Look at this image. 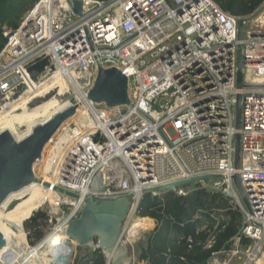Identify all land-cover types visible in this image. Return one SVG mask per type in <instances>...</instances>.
<instances>
[{
    "label": "built area",
    "instance_id": "obj_1",
    "mask_svg": "<svg viewBox=\"0 0 264 264\" xmlns=\"http://www.w3.org/2000/svg\"><path fill=\"white\" fill-rule=\"evenodd\" d=\"M73 1L79 14L68 0H37L17 28L2 27L0 110L57 70L77 90L71 92L75 121L61 124L43 162L33 165L36 184L65 200H57L49 213L67 210L69 222L87 197L132 194L129 218L148 189L220 176L173 191L185 196L197 187L215 190L241 213L232 248L212 253L207 264H232L238 254L240 264H264V0L246 16L226 13L213 0ZM42 60L48 62L44 68L33 70ZM96 61L126 78L131 106L108 108L88 99ZM201 230L209 233L204 247L210 248L207 223ZM243 238L250 244L242 246ZM187 242L190 249L191 238Z\"/></svg>",
    "mask_w": 264,
    "mask_h": 264
},
{
    "label": "trees",
    "instance_id": "obj_2",
    "mask_svg": "<svg viewBox=\"0 0 264 264\" xmlns=\"http://www.w3.org/2000/svg\"><path fill=\"white\" fill-rule=\"evenodd\" d=\"M37 0H0V50L5 44L2 27L15 29L19 26L24 14ZM218 7L231 15L246 16L251 14L263 0H213ZM48 62L42 60L33 70L41 71ZM32 69H30L32 71ZM137 218H149L155 227L141 238L136 248L137 262L145 264H207L212 253L232 248V238L238 234L241 224V213L233 209L230 200L222 193L208 188H196L179 196L173 191L160 195L145 193L141 197L135 213ZM221 217L224 220H221ZM49 216L42 210L35 211L29 219L33 228V241H39L43 233L39 221H47ZM207 223L213 234V244L205 248L209 233L201 230ZM191 238V248L187 239ZM60 249L55 253L59 260L72 252L66 243H59ZM250 244L247 239L241 245ZM73 264H105L106 258L101 249L89 250L80 256L79 249ZM76 252V251H75ZM74 252V255H75Z\"/></svg>",
    "mask_w": 264,
    "mask_h": 264
},
{
    "label": "water",
    "instance_id": "obj_3",
    "mask_svg": "<svg viewBox=\"0 0 264 264\" xmlns=\"http://www.w3.org/2000/svg\"><path fill=\"white\" fill-rule=\"evenodd\" d=\"M72 10L79 14V3L68 0ZM242 39V23H238V40ZM238 72L237 88L242 87L241 83V46H238ZM88 99L97 104H104L108 108L119 107L122 105L131 106L128 96V85L126 78L115 68H103L96 61V74L89 90ZM240 94L236 96L235 104V128L240 125ZM71 101V106L67 110L55 114L48 121L36 125L31 132L22 139H16L9 131L0 132V205L14 192L19 191L26 186L37 182L33 175V165L41 159L43 150L53 135L57 132L61 124L70 119L76 106ZM239 147L238 135L235 136V168H238ZM221 179L220 176H202L189 180L155 187L144 191V193L163 194L168 191H174L177 188L185 186L187 189L194 188L196 182H203L205 185L211 180ZM234 185L243 201L247 206L243 189L238 176L233 178ZM47 187V184H43ZM69 195V194H68ZM75 196L73 194H70ZM133 195L118 197L115 199H97L87 197L84 199L83 208L78 218L69 221L66 226L67 244L72 252L66 257H60L59 260L64 264H69L73 257V244L75 240L79 243L76 249L87 251V243L97 238V248L113 251L111 262L118 264L120 258L127 255V250L121 242L122 225L128 218L131 209V199ZM13 204L10 205L12 207ZM104 253V252H103ZM75 256V255H74ZM74 259V257H73ZM107 259H106V263Z\"/></svg>",
    "mask_w": 264,
    "mask_h": 264
},
{
    "label": "bare ground",
    "instance_id": "obj_4",
    "mask_svg": "<svg viewBox=\"0 0 264 264\" xmlns=\"http://www.w3.org/2000/svg\"><path fill=\"white\" fill-rule=\"evenodd\" d=\"M69 83L68 74L61 70H57L41 82L40 85L33 89L26 90L22 95L6 103L0 110V132L6 130L16 139H22L27 136L36 125L46 122L55 114L67 110L71 101H73L71 92H77L74 87L69 86ZM55 85H59L57 95L60 97L64 96L62 100L53 97L51 100L43 101L34 108L28 106L30 100L39 96H44L46 91L53 89ZM79 95L80 94H78V96ZM71 121H75V118L71 117L62 127ZM21 128H24V130L18 132ZM57 135L58 131L55 136ZM48 146L49 145L45 146L42 156H44ZM42 162L43 159L39 161V164ZM57 200L64 199L55 197L49 189L42 188L40 185H37L36 182H33L25 188L12 193L0 205V264H14L15 262L21 261L22 263L19 264H57V259L51 248L52 246L55 247L54 242H56V238L60 240L68 239L66 235V223L57 224L56 227L53 226V230L35 247L27 246L25 243V235L22 231V223L27 220L34 211L38 210L43 204L55 206L54 204ZM11 204H13L12 207H10ZM153 226L149 218L130 220L129 225L124 230L125 242H134L141 233L150 231ZM15 240L17 241L15 242ZM72 243H74L76 247L79 245L75 240H73ZM91 244L92 242H89L87 246L90 247ZM123 246L125 247V245ZM103 252L108 264H112L111 259L114 250H104ZM23 255H25V257H23ZM130 263V259L125 255L120 258L118 264Z\"/></svg>",
    "mask_w": 264,
    "mask_h": 264
},
{
    "label": "rangeland",
    "instance_id": "obj_5",
    "mask_svg": "<svg viewBox=\"0 0 264 264\" xmlns=\"http://www.w3.org/2000/svg\"><path fill=\"white\" fill-rule=\"evenodd\" d=\"M57 82H59V81H57ZM58 87H59V85H55V87L53 88V89H51V91H54V92H51L48 96H47V94L49 93V92H47L46 91V93L44 94V96H39V97H37V98H41V99H36V100H30L31 101V103H29L28 102V106L29 107H31V108H34V107H36L37 105H40L43 101H49V100H51L53 97H55V98H57L58 100H62L63 98H64V96H58L57 95V90H58ZM24 93V92H23ZM22 93V94H23ZM21 94V95H22ZM60 95V94H59ZM35 99V98H34ZM6 103H8V102H6ZM5 103V104H6ZM4 104V105H5ZM24 130V128H21V129H19V131L18 132H22ZM46 151H47V149H46ZM45 151V152H46ZM45 155V154H44ZM38 210H42L43 212H46L47 213V215L49 216V218H48V220L47 221H45V222H42L41 220L39 221V229H40V231L43 233V236H42V238L39 240V241H37V242H34L33 241V237H32V231H33V228L31 227V225L29 224V219H30V217L32 216V214H31V216L27 219V220H25L23 223H22V231L24 232V235H25V243L27 244V246H29V247H35V246H37L42 240H43V238H45L46 236H47V234L49 233V232H51L52 230H53V226H57V224H60V223H68V222H66V219H67V215H68V212H67V210H65V212H64V214L63 213H61V212H57L56 210H53V212H51V213H49V210H50V206H49V204H44V205H42ZM37 211V210H36ZM35 212V211H34ZM33 212V213H34ZM78 216L79 215H77L75 218H72V219H70L69 221H71V220H74V219H76V218H78ZM135 219H137L136 218V216H135V214L134 215H129V218L127 219V220H125L124 222H123V225H122V237H121V242L122 243H124V245H125V248H126V250H127V256H128V258L130 259V261H131V263L130 264H145L144 262H137V260H136V248H135V246H136V244H137V242L141 239V238H143V236L146 234V233H149L150 231H152L153 230V228L150 230V231H147V232H143V233H141L139 236H138V238L134 241V242H131V243H129V242H125V235H124V230L127 228V226L129 225V222H130V220H135ZM126 225V226H125ZM124 238V239H123ZM17 240H15V242H16ZM96 242H97V238L95 237V238H93V240H92V244H91V246L89 247V249L87 250V251H79V254H80V256H83V254H85V253H87L90 249L91 250H94V249H96ZM59 243H66L67 244V240H60V239H58V238H56V242H54V244H55V247H53L52 246V251H54V254H56L55 252L57 251V250H59L60 249V244ZM73 244V246H74V248H73V257H74V259H75V257H76V254L78 253V250L76 249V246H75V244L74 243H72ZM240 249V251H242V248H239ZM76 251V252H75ZM74 252H75V256H74ZM23 257H25V255H23ZM56 257V256H55ZM73 257L71 258V261H70V263L71 264H73V262H74V259H73ZM228 258V256H219V258L220 259H223V258ZM241 254H238L237 256H235V257H233V259H232V264H240V259H241ZM9 259V258H8ZM19 263H22V261L21 262H15L14 264H19Z\"/></svg>",
    "mask_w": 264,
    "mask_h": 264
},
{
    "label": "crops",
    "instance_id": "obj_6",
    "mask_svg": "<svg viewBox=\"0 0 264 264\" xmlns=\"http://www.w3.org/2000/svg\"><path fill=\"white\" fill-rule=\"evenodd\" d=\"M151 221H152V223H153V228L155 227V222H154V220L153 219H150Z\"/></svg>",
    "mask_w": 264,
    "mask_h": 264
},
{
    "label": "clouds",
    "instance_id": "obj_7",
    "mask_svg": "<svg viewBox=\"0 0 264 264\" xmlns=\"http://www.w3.org/2000/svg\"><path fill=\"white\" fill-rule=\"evenodd\" d=\"M33 214V213H32Z\"/></svg>",
    "mask_w": 264,
    "mask_h": 264
}]
</instances>
